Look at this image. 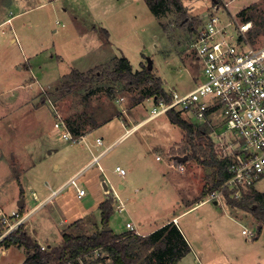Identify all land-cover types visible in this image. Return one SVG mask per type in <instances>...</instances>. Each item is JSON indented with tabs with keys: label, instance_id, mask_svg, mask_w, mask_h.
I'll return each instance as SVG.
<instances>
[{
	"label": "rangeland",
	"instance_id": "rangeland-1",
	"mask_svg": "<svg viewBox=\"0 0 264 264\" xmlns=\"http://www.w3.org/2000/svg\"><path fill=\"white\" fill-rule=\"evenodd\" d=\"M49 1L0 0V6L6 8V15L24 12L15 17L11 25L0 27V53H3L0 56V92H5V97L0 100H4L3 107L10 105L18 110L10 114L0 113L4 116L2 118L4 120L0 123V209L7 214L23 211L24 208H21L20 202L26 203L25 211L20 214H28L39 205V202L33 200V191L41 196L39 189L46 186L57 188L64 183L69 165L61 161L58 154H73L87 149L83 143L71 144L60 140V130L55 127L54 109L73 128L79 126L80 121L83 123L81 124L83 128L88 130L94 122L100 124L112 117H128L126 118L128 120L130 118V120L144 121L153 107L151 100L133 103L132 99L139 97L136 94L137 91L132 92L125 84L110 80L93 79L92 83H83L81 79L72 77L69 84L77 83L78 86L69 90L64 85L66 81L57 80L59 77L57 73L62 69L59 67L57 58H51V55L55 54V49L57 52L58 50L62 52L65 57L66 67L63 68L69 66L71 70V67L77 66L76 62L79 63L77 67L84 68L92 57L99 54L98 49L95 48L98 34L94 32V29L111 25L114 30V34L111 33L113 48L115 46L126 48L134 71L141 70L143 65L149 67L151 65L155 75L162 78L166 91L175 90L182 96L204 81L202 66L196 61L190 44L194 33L210 14L214 0H179L182 9H179L177 5L166 4L162 7V14L159 17L150 11L146 0H57L53 4H48ZM224 1L229 3L228 9L224 10L225 12H219L218 15L225 21L230 19V15H236L239 23L244 22L243 19L247 14L241 15V12L254 4L257 15H264V0ZM64 10L69 13L65 14ZM71 13L73 14L70 18ZM184 16H186L185 19ZM48 19L50 24H46ZM30 22H34L32 26ZM20 25H24L23 29ZM190 25L193 26L194 33L191 32ZM12 26L16 27L17 33H13ZM55 29L59 31L58 34L52 32ZM251 31L254 33L252 39L249 33L251 44L264 46V29L252 27ZM102 35L101 37L104 38ZM17 36L18 40L11 44V38ZM33 44L35 46L42 44L48 50L46 48L38 57H32ZM52 44L56 47L49 49ZM90 48H92L91 51H89ZM127 55L123 53L118 57H127ZM27 64L29 66L26 67ZM103 66L106 65H100L91 70L99 75L103 68L98 69ZM40 72L45 75H41ZM87 76L91 78L93 75L89 72ZM33 77L37 79L38 85L31 90H35L38 95L35 101L32 98L25 104L29 98L21 95L32 93L28 87V89L23 88L33 80ZM112 88L116 91L111 95L109 91ZM41 89L47 90L41 92ZM147 89L146 86L142 87L144 92ZM16 94H20L21 97L17 99L14 96ZM121 97H124V101L120 104L118 100ZM20 104L23 105L20 106ZM31 108L36 111L34 114L30 111ZM122 109H126L127 114H122ZM2 111L3 108L0 109V112ZM181 115L190 123L199 124L193 117ZM119 128H121L120 133L125 132V129L116 124V130ZM127 128H130V125H127ZM43 129L52 135L53 139L47 141L49 150L47 148L44 158L41 159L38 158L39 155L33 153V141L41 136ZM141 132H145V141L142 146L136 148L134 146L137 144L136 138H139ZM141 132L127 142L118 144L109 152L111 156L99 162L107 169L106 177L100 179L101 183L104 180L110 181L112 170L119 166V163H123L124 167H120L126 171V174L132 169L130 175L122 180L124 185L132 186L128 190L130 194L135 187H138L129 181L133 172L148 176L152 182L161 169L168 170L169 158L172 168L174 164L172 156H182L187 146L185 133L169 121L168 115L153 121ZM208 138L212 140L218 155L220 146L214 142L212 135H208ZM201 143L207 145V140ZM140 148L142 150L139 154L143 155L142 158L136 152ZM124 149L127 150L126 154L131 155L127 160L121 159L118 154L124 153ZM188 150L192 152L190 148ZM50 151L54 154L50 155ZM157 157L164 158L162 162H158ZM185 164L186 171L182 174L173 168L166 173L171 177L172 174L180 175L184 198L189 193L203 195L204 191L207 192L210 187L208 181L213 178V169L199 164L195 159L188 160ZM36 165H38L37 168ZM56 165H60V168H56ZM206 182L208 186L205 187ZM163 184L160 181L158 185L156 181L151 185L148 192L151 190L153 192L147 193L145 201L146 204L148 203V208L160 207L161 210H165L167 198L164 194L162 198H158L160 194L156 193ZM256 190L264 193V179L256 184ZM222 202V205L219 202L216 206L213 202L198 207L180 221L184 233L192 243V252L193 249H199L206 255L204 258L199 253L195 255L191 252L184 258L183 264L196 262L207 264L206 259L212 260L209 264H222L227 262V258L232 264H239V261L242 264V260H245L246 264H264V229L259 236V226L250 213L233 208L225 201ZM59 207L58 201L53 204L49 202L34 214L32 213L23 223L28 234L37 240L41 247L44 246L45 251L51 249L49 245L55 247V242L61 241V227L55 226L62 217L58 214ZM166 213L169 214L170 210L167 209ZM91 218L94 220L100 218L98 210L92 213ZM126 222V213L115 209L109 219L108 227L115 233L121 234L126 231ZM244 229L258 231V239L252 240L243 235ZM69 231L76 234L85 232L81 228H72ZM215 253L220 254L213 255ZM209 254L212 256L209 257ZM24 257V251L13 248L3 257L2 264H21ZM69 261L70 258H67V262ZM95 261V257H86L81 258L79 264H93ZM110 262L105 261L101 264H111Z\"/></svg>",
	"mask_w": 264,
	"mask_h": 264
},
{
	"label": "built area",
	"instance_id": "built-area-1",
	"mask_svg": "<svg viewBox=\"0 0 264 264\" xmlns=\"http://www.w3.org/2000/svg\"><path fill=\"white\" fill-rule=\"evenodd\" d=\"M220 1H213L210 14L203 25L195 33L193 31L195 35L190 44L196 61L202 66L204 81L182 96L175 90H165L167 97L148 98L153 107L146 121L175 112L193 117L199 122L195 125L210 129L209 135L220 146L218 156L230 160L227 167L230 177L219 189L209 193L206 201L227 203V197L242 199L264 179V46L251 44L249 32L252 22L239 23L236 15H230V19L225 21L218 15L225 12L229 4ZM123 101L124 97L118 100L120 104ZM53 112L60 138L78 142L57 110ZM121 113L127 114L126 109H122ZM96 143L101 145V139L98 138ZM105 152L96 156L93 163L98 162ZM175 156H172L173 160ZM172 168L185 171L184 164H175V160ZM116 171L126 175L120 166ZM68 185L75 186L79 195L85 194L79 185L78 175L64 187ZM34 210L23 215L19 211L7 214L0 209V244L17 231ZM127 227L133 234L139 235L133 223H128ZM243 235L253 240L258 237V231L244 229ZM42 249L46 248L42 246ZM100 252L97 250V255Z\"/></svg>",
	"mask_w": 264,
	"mask_h": 264
},
{
	"label": "crops",
	"instance_id": "crops-1",
	"mask_svg": "<svg viewBox=\"0 0 264 264\" xmlns=\"http://www.w3.org/2000/svg\"><path fill=\"white\" fill-rule=\"evenodd\" d=\"M56 1L57 0H50L48 2V4H53ZM5 11H6V8L4 6H0V27L6 26V25H11L12 23H14L15 17L24 13V12H21V13L16 14V15L11 14L10 16H8V15H6ZM64 11H65V14L69 13V12H67V10H64ZM72 14L73 13L69 14V17L72 16ZM33 23L34 22H30L29 24L32 26ZM46 24H50V19H48V21H46ZM20 26L23 29L24 25H20ZM12 30H13V33H17L16 27L12 26ZM52 32L57 33V34L59 33V31L57 29L53 30ZM94 32H96L99 35V37L97 35L98 39H97V43L95 45V48L98 49L97 52L99 54H98V56L92 57V59H90L86 63V66L84 68L77 67L79 63L78 62L75 63L76 60L74 61L75 65H77L76 67L75 66L71 67V70H70L69 66L67 67L68 69L63 68L66 65L65 57L62 54V52H60L59 50H58V52H57V49L54 50L55 54L51 55V58L55 59V57H56L59 65H60L59 67H60V69H62L59 71V73H57L59 76V77H57L58 81L64 80L67 76H70L74 72L87 75V74H89V72L91 73L93 71L91 69H94L95 67L100 66V65H104V64L106 65V64L110 63L111 61H113L114 59L120 58L118 56L122 55L123 53H125L127 55V51H126L125 47L121 48V47L115 46L113 48L114 43L111 40V33L114 34V30H113L111 25H106V28H95ZM102 34L104 35V38L101 37ZM18 38H19L18 36L12 37L11 38V44L15 43V41L18 40ZM33 45L34 46H33L32 57H38L43 52V50L47 48V47H43L42 44H40V46H35V44H33ZM118 45L122 46L121 44H118ZM53 47H56V45L52 44L51 48H49V49H53ZM91 49L92 48H90L89 51H91ZM47 50H48V48H47ZM84 52H86V51L84 50ZM1 54H3V53H0V56H2ZM127 58H128V60H130L129 55H127ZM27 66H29V65L27 64L26 67ZM40 74L45 75V74H43V72H40ZM33 80H35V77H33ZM33 80L29 84H26L23 89H26L28 87L31 90L34 86L38 85L37 79L35 80V85H33ZM46 90L47 89H41V92H44ZM31 93H32L31 95L29 93L21 95V96L29 98L25 104H27L32 98L34 99L33 101L36 100L38 93L35 90H33V91L31 90ZM14 96L17 97V99H19L21 97L20 94L19 95L16 94ZM4 97H5V92L4 91L0 92V98H4ZM3 104H4V100H0V109L3 108V111L0 113L10 114V113H15L18 111L16 109V107L14 108V106L9 105L8 107H3ZM22 105L23 104H20V106H22ZM30 111L33 112V114L36 112L33 110V108H31ZM162 116H160V117H162ZM3 117H4L3 115H0V123L4 120V119L2 120ZM160 117H158L154 120H151V121H146V119H147L146 118V119H144V121H141V122H140V120H132V119L130 120V118H129V120L126 119L128 117H126V118H124V117H122V118L112 117V118L108 119V121L100 123L97 127L90 128V129L86 130V132H82L81 133L82 135H79V136L73 135L78 141L75 143H79V144L83 143L87 147V149L85 151H82V152H74L73 154H71V153L58 154V156H60V160L63 161L64 163H68V165H69L68 166L69 171L66 174V179H65L64 183L59 185L57 188H54V186H52V187L46 186L43 189H39L40 192L42 193L41 196L38 195L36 193V191H33V200L35 202H39V205L41 204V202H43V204L40 205L39 208L43 207L44 205H46L49 202H51L53 204L56 201H58V204L60 207L57 210H58V214L62 217H61L60 221L55 224V226L61 227L60 228V230H61V235H60L61 241L58 238L55 239L56 238L55 237L54 238L55 240L60 241L59 243L55 242L56 246L61 245L62 240H63V233L69 231L70 227L78 221L82 222V228L81 229H83L85 232H87V233L84 232L85 234H88V233L94 234V233H97V232L104 230L100 206L107 200V194H106L105 189L103 187V182L101 183L100 179L104 176L106 177L105 173H106L107 169H106V167L101 166L99 162H101L106 157L111 156L112 154H110L109 152L114 147H116L118 144L125 143L128 140L132 139L137 133H140L148 125H150L153 121L159 119ZM12 122L13 121L11 120V123ZM116 124L118 126L122 127V129H125V132L120 133L119 130H121V128L116 130ZM127 125H130V128H127ZM128 130H132V131L130 133H126ZM40 135H41L40 137H38L37 139H35L33 141V153H36L37 155H39L38 158L42 159V158H44V152L47 150V148L49 150L48 145H46L47 141H49V139H53V136L50 135L45 129H43V131L40 133ZM144 136H145V132H141V134L139 135V138H136L135 143H137V144L134 145L136 148H138L140 145L142 146L143 142L145 141ZM82 137H83V140L81 139ZM98 138H100L102 141L101 145H98L96 143V140ZM60 140L65 141L61 138H60ZM66 142H70L71 144H75L74 142H71V141H66ZM141 150L142 149L140 148L136 152L139 154V152ZM104 151H106V152L99 158L98 162L93 163L94 158ZM123 151H124V153L122 152V153H118V154L121 156V159L123 158L124 160H127L129 158L130 154H126V151H127L126 149H124ZM49 154L52 155V154H54V152L50 151ZM139 157L142 158L143 155L139 154ZM163 158L164 157H161V159L159 160L157 157V161L162 162ZM168 161H169L168 170L166 168L161 169L152 182H150L148 176H143V174L140 175V173L136 172V171H135V173L133 172L131 174L129 181L138 187H135L133 189V191L130 192V194H128L129 193L128 190L131 189L132 186L131 185H128V186L124 185L122 183V180H125L124 178H126L130 175L132 169L129 170V173H127L124 176L120 175L116 171V168L118 166L112 170V174H111L112 177H110L111 180L106 181V182L111 187L113 194L118 199V204L116 205L114 210L116 209L118 212H125L126 217H127V222H126V231L125 232H123L121 234H117L113 231V229H110V231H112L115 235L121 236L127 232H131V230L128 229L127 224L133 223L135 228L139 232V235L148 236V235L154 233L155 231L161 229L162 227H164L170 223H174L180 229V231L183 233L186 241L188 242V244L191 248V252H192V248H193L192 243H190L189 238L184 233V229L181 227L180 221L185 216H187V214L189 212L198 209V207L205 206V205H208V204L213 203V202H214V205L217 206V205H219L220 201H206L207 195L204 196L201 194V195L197 196V194L192 195V193H189V195H187V197L184 198L182 196V191H181V184H180V177H179L180 175L176 176L175 174H172V177H171L168 173H166L172 169L170 166V164H171L170 158ZM185 163H187V162H185ZM185 163H183L184 167L186 165ZM122 164L123 163H119L118 165L123 166ZM37 166L38 165H36L35 167L37 168ZM56 168H60V165H56ZM174 170L176 172L182 174L186 171V167H185L184 172H179L176 169H174ZM174 170H172V171H174ZM77 175H78L79 185L81 186V188L85 192V194L82 196L79 195L78 190L75 186L68 185V186L64 187L65 184L69 180H71L72 178H74ZM168 175L170 177H168ZM156 181H157L158 185H159L160 181L164 183L163 186H161L159 188V191L156 193L160 194L158 196V198H162L161 196L163 194L165 195V198H167V199H165V201H167V204L165 206V210H161L160 207L159 208L156 207L154 209L148 208L149 207L148 203L147 204L145 203L146 195H147V193L153 192L152 190L150 192H148V191L151 188V185ZM169 181H171L170 184H169ZM137 183H138V185H137ZM207 184H208V182L205 183V187ZM37 190H38V187H37ZM71 195H73V197ZM35 196L37 197V199L35 198ZM52 200H53V202H52ZM220 203H221V205L223 204V202H220ZM19 204H20L21 208H24L23 209V212H24L26 209V203L20 202ZM226 204H228V203H226ZM39 208H37V207L34 208L35 210L33 209L34 210L33 214ZM167 209L170 210L169 214L166 213ZM97 210L100 213V218L97 220H94L91 218V216H92V213L94 211H97ZM177 210H180V212L178 211L179 212L178 213ZM163 215H165V216H163ZM259 229H261L260 226H259ZM263 229L264 228H262V230ZM260 234H259V236H260ZM256 239H258V238H255V240ZM39 245L41 246V244H39ZM52 246H54V245H49L48 247H51V249L56 247V246L55 247H52ZM13 248L21 249L22 251H24L25 257L23 258L21 264H26L27 254H26V251L23 247H18V246L6 247L3 243L0 244V264H2L3 257L8 255L10 250H12ZM192 253H194L195 255H198V253H199L201 255V257L204 256V258H206L205 253L204 252L201 253V250H199V249H197V250L193 249ZM218 254H220V253H215L213 255L217 256ZM186 256H184L181 259L179 264H183V260ZM210 256H212V255L209 254V257ZM209 257H207V258H209ZM197 258H198V256H197ZM206 260H207V264L212 262V260H210V259H206ZM106 261H110V260H106ZM244 261L245 260H242V264H246ZM99 264H101V263H99ZM195 264H201V263L196 262ZM222 264H232V263H231L230 259L227 258V262H222ZM239 264H240V261H239Z\"/></svg>",
	"mask_w": 264,
	"mask_h": 264
},
{
	"label": "trees",
	"instance_id": "trees-1",
	"mask_svg": "<svg viewBox=\"0 0 264 264\" xmlns=\"http://www.w3.org/2000/svg\"><path fill=\"white\" fill-rule=\"evenodd\" d=\"M146 1L150 11L156 17L161 16V9L166 4L177 5L179 9H182L179 0ZM254 9H256L255 4L241 12V15L247 14L243 21L253 22V29L259 28L262 30L264 29V15H257ZM190 30L191 32L194 31L191 25ZM249 33L250 39H252L254 33L253 31ZM100 69H102V72L99 75L95 74V71H92L91 74L93 76L91 78L85 74L74 72L64 79L66 81L64 85L69 90L76 88L78 86L77 83L69 84L72 77L81 79L83 83H92L94 81L93 79H105L115 83H123L132 92L137 91L136 94L139 97L133 98V103L143 102L151 97H167L162 78L157 77L149 66L143 65L141 70L134 71L128 58L122 56L114 59L106 64V66L100 67L98 70ZM145 86L148 89L144 92L142 87ZM115 91V88H112L109 93L112 95ZM167 115L171 123L180 127L185 133L187 146L182 156L187 155L189 157L188 160L195 159L199 164L213 169V184L210 185L207 192L204 191L203 195L206 196L212 191L219 189L230 177L227 169L230 160L221 159L216 154L214 144L208 138L210 130L205 126H197L190 123L180 113L169 112ZM65 122L74 136H79L82 135V132H86L83 125H81L83 123L80 121L78 122L79 126L75 127L73 125L74 128L67 121ZM98 125L94 122L91 128L97 127ZM204 140H207V145L201 143ZM189 148L192 151L191 153L188 152ZM208 182L210 184V180ZM103 187L107 194V200L100 206V211L102 214V223L105 228L109 226V219L114 213L118 199L105 180L103 181ZM227 203L233 208H239L250 213L258 226L261 227L259 229L260 234V231L264 228V193L254 189L242 199H230L227 197ZM71 227L80 229L82 228V222L78 221ZM71 227L70 229H72ZM72 231L63 233V240L60 246L45 251L28 234L23 224L17 231L11 233L3 241V244L6 247H23L27 254L26 264H67L69 262L79 264L81 258L86 257H95L96 261L93 264H99L106 260H110L112 264H179L181 259L191 252V248L183 233L174 223H170L148 236L136 235L132 232H127L119 236L115 235L112 231L104 230L92 235L85 234L84 232L76 234ZM97 250L101 251L100 255H97ZM67 258H70L69 262H67Z\"/></svg>",
	"mask_w": 264,
	"mask_h": 264
},
{
	"label": "water",
	"instance_id": "water-1",
	"mask_svg": "<svg viewBox=\"0 0 264 264\" xmlns=\"http://www.w3.org/2000/svg\"><path fill=\"white\" fill-rule=\"evenodd\" d=\"M150 68H151V65H150ZM189 159V157L187 155H184V156H175L174 157V160L177 161L178 163H185L187 162ZM104 231H110V228L109 227H105L104 228Z\"/></svg>",
	"mask_w": 264,
	"mask_h": 264
}]
</instances>
